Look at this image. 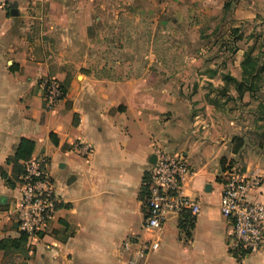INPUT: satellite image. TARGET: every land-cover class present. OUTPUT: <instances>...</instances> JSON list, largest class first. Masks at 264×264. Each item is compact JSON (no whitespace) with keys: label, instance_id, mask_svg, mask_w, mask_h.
<instances>
[{"label":"crops","instance_id":"obj_1","mask_svg":"<svg viewBox=\"0 0 264 264\" xmlns=\"http://www.w3.org/2000/svg\"><path fill=\"white\" fill-rule=\"evenodd\" d=\"M46 76L64 89L50 111ZM263 132L264 0H0V264H131L123 243L149 240L146 264H264V243L229 252L219 208L229 166L262 176L250 197L264 203ZM21 138L49 161L58 199L29 241L7 163ZM157 149L191 168L190 238L176 213L145 227Z\"/></svg>","mask_w":264,"mask_h":264},{"label":"built area","instance_id":"obj_2","mask_svg":"<svg viewBox=\"0 0 264 264\" xmlns=\"http://www.w3.org/2000/svg\"><path fill=\"white\" fill-rule=\"evenodd\" d=\"M38 87L48 111L64 96V89L55 78H41ZM23 167L15 210L18 229L29 241L43 231L57 207L58 199L47 158L30 157L23 162ZM190 173L191 168L181 155L171 156L163 150H155V162L147 173L150 181L144 200L146 228L156 232L171 213L180 215L186 211L195 216L199 212V200L182 191L183 180ZM220 179L222 189L219 208L230 227L227 242L229 252L237 258L258 252L264 243V203L251 198L250 193L261 186L262 176L229 166L220 173ZM157 248L158 243L152 240L132 244L124 242L122 245L123 250L131 252V264H146V256Z\"/></svg>","mask_w":264,"mask_h":264},{"label":"trees","instance_id":"obj_3","mask_svg":"<svg viewBox=\"0 0 264 264\" xmlns=\"http://www.w3.org/2000/svg\"><path fill=\"white\" fill-rule=\"evenodd\" d=\"M227 79L233 80L231 76H227ZM263 137H264V132H263ZM263 144H264V140H263ZM33 148H34V142L32 140L28 138H21L17 146L15 147L14 155L7 159V163L9 162L13 163V167L15 169V172L17 173L18 182H19V176L24 171L23 162L31 157ZM1 176L5 179L7 184L11 186L14 185V183L10 182L5 172H1ZM149 181H150L149 175L146 173L143 178V184L139 193V197L143 201L144 205H145L144 200L148 193ZM193 225H194V216L191 215L189 212L186 211L182 212L179 216V228L185 233L187 238L191 237V229L193 228ZM21 240L22 241L26 240V236L24 234H22Z\"/></svg>","mask_w":264,"mask_h":264},{"label":"rangeland","instance_id":"obj_4","mask_svg":"<svg viewBox=\"0 0 264 264\" xmlns=\"http://www.w3.org/2000/svg\"><path fill=\"white\" fill-rule=\"evenodd\" d=\"M257 37H258V36H257ZM258 52H259V51H258ZM259 53H260V52H259ZM259 82H260V80H259ZM259 82L256 81L257 84H258Z\"/></svg>","mask_w":264,"mask_h":264}]
</instances>
